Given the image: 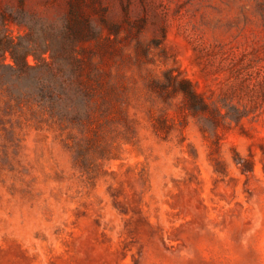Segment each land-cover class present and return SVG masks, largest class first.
Returning a JSON list of instances; mask_svg holds the SVG:
<instances>
[{
    "label": "rangeland",
    "instance_id": "1",
    "mask_svg": "<svg viewBox=\"0 0 264 264\" xmlns=\"http://www.w3.org/2000/svg\"><path fill=\"white\" fill-rule=\"evenodd\" d=\"M71 14L77 61L29 55L24 83L62 66L115 99L0 87V264H264V0H0V48L40 55Z\"/></svg>",
    "mask_w": 264,
    "mask_h": 264
},
{
    "label": "trees",
    "instance_id": "2",
    "mask_svg": "<svg viewBox=\"0 0 264 264\" xmlns=\"http://www.w3.org/2000/svg\"><path fill=\"white\" fill-rule=\"evenodd\" d=\"M81 25L71 14V17L65 21L61 29H51L46 32L44 36L46 42L43 44L40 55L24 47L20 39L19 42H15L13 38H5V41L1 44L0 56L4 57L8 53L13 65L8 66L9 76L0 75V87L5 88L11 97L14 95L23 97L29 93H34L40 96L43 102H47L53 111L62 116L80 114L82 109L83 115L89 116L91 111L90 100L94 95L100 99L103 108L108 109L115 99V92L111 85H107L99 79L100 75L88 78L87 82L80 81L76 77L78 84L75 85V80L69 82L65 79L63 74L66 70L62 66L56 68V71L47 66L51 72L49 78L37 79L32 85L34 87L24 83V80L28 79V72L38 67L37 64L35 66L27 65L25 59L29 55L34 58L36 63L41 61V56L48 52H51L50 58L52 61L64 56L77 61L74 47L86 37ZM68 72L75 77L76 74L81 73V69L71 67ZM184 85L186 86H183V89L189 93L187 83L184 82ZM80 95L83 96L85 102L81 108H77L75 104L76 100L81 98Z\"/></svg>",
    "mask_w": 264,
    "mask_h": 264
}]
</instances>
